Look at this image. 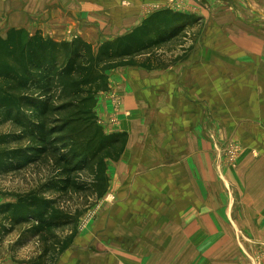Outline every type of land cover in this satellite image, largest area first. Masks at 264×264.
Segmentation results:
<instances>
[{
	"label": "crops",
	"instance_id": "0c3cea01",
	"mask_svg": "<svg viewBox=\"0 0 264 264\" xmlns=\"http://www.w3.org/2000/svg\"><path fill=\"white\" fill-rule=\"evenodd\" d=\"M190 1L196 5L190 15L221 19L222 27L209 31L208 38H222L198 48L199 54L186 64L166 65L158 55L156 65L114 69L109 91L97 97L96 114L104 132L129 137L125 153L111 166L115 175L109 194L117 201V213L131 212L132 220L147 216L155 203L170 212V218L156 215L174 228L173 238L159 241L172 243L160 246V258L171 250L166 258L188 259L190 264H247L245 244H253L254 258L264 239V174H255L264 159L247 153L238 174H232L214 138L220 135L224 141L226 132L236 130V141L253 147L258 144L251 143L252 132L262 135L264 130L257 123L264 120V0H220L227 8L216 13L208 4L218 0H204L206 6L203 0ZM189 3L0 0L1 36L25 29L56 41L83 39L100 47L131 33L153 14ZM216 105L221 111L215 114ZM247 167L250 173L242 174ZM169 188L173 192L166 196L161 190ZM164 198L169 201L162 203ZM118 249L102 257L97 246L95 259L100 258L95 264H151L149 258L120 255ZM0 252V264H17L8 251Z\"/></svg>",
	"mask_w": 264,
	"mask_h": 264
},
{
	"label": "trees",
	"instance_id": "16d2710c",
	"mask_svg": "<svg viewBox=\"0 0 264 264\" xmlns=\"http://www.w3.org/2000/svg\"><path fill=\"white\" fill-rule=\"evenodd\" d=\"M191 24L168 9L97 49L83 39L56 41L25 29L0 38V175L34 165H50L53 173L14 202L0 204V245L20 229L13 247L40 244L31 264H43L69 246L55 231L75 225L77 217L60 208V199L72 193L104 196L107 162L118 161L128 143L127 134L105 133L96 114L98 95L110 89L109 73L156 65V51ZM86 171L93 173L88 185L79 178Z\"/></svg>",
	"mask_w": 264,
	"mask_h": 264
},
{
	"label": "rangeland",
	"instance_id": "374dc122",
	"mask_svg": "<svg viewBox=\"0 0 264 264\" xmlns=\"http://www.w3.org/2000/svg\"><path fill=\"white\" fill-rule=\"evenodd\" d=\"M189 2V5L186 4L185 6V4H178L171 9L176 14L191 18L193 24L185 28L183 34L177 40L162 46L156 51V55H160V58H162V61L164 60L166 65L175 66L180 63L186 64L190 62L192 59L191 57L199 54L198 48L204 47V44L207 42H215L217 38L219 40L222 38L221 35H218L217 38H208L209 31L216 27H222L221 19L211 20V18H206L204 15H202L203 17L197 16L196 13L190 15L193 9L195 10L194 6L196 5L191 4L190 0ZM202 2L206 6L205 3L207 2L204 0ZM204 5V9H206ZM223 5L224 4L220 0L216 1L213 6H211L210 3L208 4L213 13L222 12L227 8V6ZM234 5L242 6L243 4L235 3ZM201 12L202 14H206L204 11ZM4 32L5 29L3 30V26H0V38L6 37V35L1 36ZM93 46L97 49L99 44H93ZM220 111V105H216L214 108L215 114ZM257 123L264 127V120L258 121ZM226 133L227 136L223 137V139L226 140L223 141L221 137H219L220 135L217 134L219 136L214 138V142L217 144L218 154L223 160V164L227 166V169L232 174H238L241 159L247 153H251L254 159H264V130L262 135L258 134L256 131L252 132L251 137L253 140L251 139V143L258 144L253 147H245L236 141V130L230 135L229 132ZM222 136L224 135L222 134ZM117 162L118 161L111 160L107 162V175L109 181L108 189L104 196L98 198L97 195H93L89 192L84 194L72 193L71 198L60 199V208L72 214L73 217H77V222L73 226L64 227L55 231L60 241H70L69 246L63 252H57L54 257L44 259L43 264H95L100 258V256H98V259H95L97 246L98 252L103 253L102 257H104L105 254H109V249L111 248H123V250L118 249V252L121 253L120 255L126 254L125 252L129 254H139L140 260L149 258L151 264L191 263V260L188 259L166 258L167 256L170 257V253H173L171 250H167L166 255H168L165 258H160L163 251L158 254L160 246L166 248V246L172 245V243H161L159 241L164 240L166 236L174 234L172 224L167 223V225L164 226V223L170 220H158L156 217L157 214H160V216L167 214L165 217L170 218V212L165 211L163 205L155 203L151 206L152 210L147 212V216H139V219L134 220H132L133 214L124 209L119 210V213H117V206L115 205L117 201L116 199H112L111 197L113 196L109 194V186L111 185L110 177L115 175L110 174L111 166L113 163ZM250 169L251 167H247V171L242 174L250 173ZM51 171L50 165H34L20 173L0 175V204L14 202L17 195L36 189L51 178V174H53ZM92 174V171L79 173L80 181L85 182L87 185L91 184L93 180ZM255 174H264V164L262 167L259 166V170H257ZM116 175L118 176V174ZM119 183L121 182L119 181ZM161 191H164L163 193L166 196L170 195V192H173L170 188ZM48 196L53 197L58 195L49 194ZM160 197L161 196H156L155 200H158ZM163 201L168 202L169 199L164 198V200L162 199V203ZM113 216L115 219L112 218ZM111 219H113V221H111ZM138 220L141 224L133 226L132 223H136ZM20 234L21 231L18 229L16 232L6 237L0 245V250L5 253L8 251L17 264H31L40 253V244L38 241L33 240L22 248L13 247L20 238ZM171 238H173V236H171ZM252 245L253 244L250 242L245 244L250 252V254H248L247 251L245 252L247 264H255L257 260L258 254H256L254 258L253 253L251 254ZM259 247L260 254H262L264 250V239L259 244ZM127 248L129 251H127ZM257 253H259V251Z\"/></svg>",
	"mask_w": 264,
	"mask_h": 264
},
{
	"label": "built area",
	"instance_id": "2783aa9c",
	"mask_svg": "<svg viewBox=\"0 0 264 264\" xmlns=\"http://www.w3.org/2000/svg\"><path fill=\"white\" fill-rule=\"evenodd\" d=\"M255 264H264V250L263 253L257 257Z\"/></svg>",
	"mask_w": 264,
	"mask_h": 264
}]
</instances>
